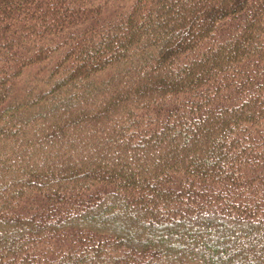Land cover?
Segmentation results:
<instances>
[{"label": "trees", "instance_id": "16d2710c", "mask_svg": "<svg viewBox=\"0 0 264 264\" xmlns=\"http://www.w3.org/2000/svg\"><path fill=\"white\" fill-rule=\"evenodd\" d=\"M0 264H264V0H0Z\"/></svg>", "mask_w": 264, "mask_h": 264}]
</instances>
